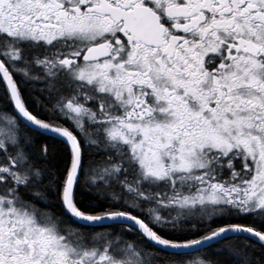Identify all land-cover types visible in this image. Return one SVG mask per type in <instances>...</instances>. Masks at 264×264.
Returning <instances> with one entry per match:
<instances>
[{
	"label": "snow or ice",
	"instance_id": "snow-or-ice-1",
	"mask_svg": "<svg viewBox=\"0 0 264 264\" xmlns=\"http://www.w3.org/2000/svg\"><path fill=\"white\" fill-rule=\"evenodd\" d=\"M0 264H264V0H0Z\"/></svg>",
	"mask_w": 264,
	"mask_h": 264
}]
</instances>
